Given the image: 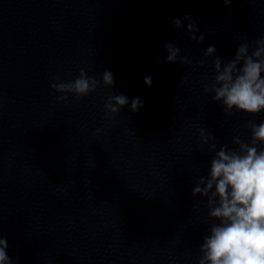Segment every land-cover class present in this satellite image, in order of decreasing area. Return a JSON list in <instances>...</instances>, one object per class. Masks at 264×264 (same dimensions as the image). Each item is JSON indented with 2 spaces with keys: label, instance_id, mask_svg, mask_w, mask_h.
I'll return each instance as SVG.
<instances>
[{
  "label": "clouds",
  "instance_id": "1",
  "mask_svg": "<svg viewBox=\"0 0 264 264\" xmlns=\"http://www.w3.org/2000/svg\"><path fill=\"white\" fill-rule=\"evenodd\" d=\"M226 6L232 0H223ZM187 31L190 39L202 43L201 34L197 37L198 28L190 17ZM177 29L183 27L180 19L173 21ZM255 47L249 51V44H241L233 59L224 62L216 56V47L208 46L205 57L216 56L213 61L216 73L214 82L204 86L205 93H213L212 99L221 102L224 111L231 114L237 112L256 115L264 112V38L253 41ZM167 63H191L187 57H181L180 48L173 43L164 45ZM203 66L204 61L199 62ZM58 77H54L55 81ZM145 84L151 86V77L145 78ZM186 82L183 77L181 83ZM102 85L110 88L114 85L111 71L102 74ZM101 81L89 77L84 69L78 77L70 82L51 83L50 87L58 93H73L77 98L94 92ZM66 95L57 97V102L67 100ZM129 104L123 94L109 96L105 103V119H112L115 114ZM143 107L139 97L131 101L130 110L135 112ZM245 127L250 130V142L234 137L235 148L227 145L216 151V136L200 130L204 144L213 141L210 150L215 156L210 162L207 177H200L192 189L193 197L202 196L207 199L210 220L218 221L211 225L208 234L203 237L198 264H264V121L259 124L249 120ZM6 238L0 237V264H13L6 249Z\"/></svg>",
  "mask_w": 264,
  "mask_h": 264
}]
</instances>
